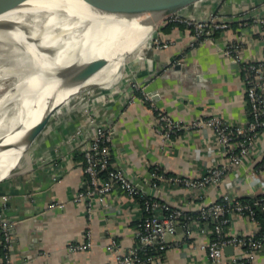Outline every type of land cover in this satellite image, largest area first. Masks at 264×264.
Segmentation results:
<instances>
[{
    "label": "crops",
    "instance_id": "0c3cea01",
    "mask_svg": "<svg viewBox=\"0 0 264 264\" xmlns=\"http://www.w3.org/2000/svg\"><path fill=\"white\" fill-rule=\"evenodd\" d=\"M247 8L251 9L244 12ZM259 10H264V0H199L188 5L179 13L197 18L216 13L230 19L232 26L225 32L217 31L213 39L193 44L194 37L186 25H175L170 31L163 29L166 24L161 25L154 36L172 39L169 47L158 49L148 44L143 49L144 57L141 52L137 55L141 62L131 60L135 69L131 80L144 86L145 91L159 93L154 107L142 101L128 79L122 78L116 85L119 89L108 91L107 100L96 101L91 107L78 101L29 145L11 174L0 180V194L9 196L7 215L14 221L10 251L14 264H118L117 255L135 244L137 225L145 212L138 198L115 189L103 205L95 206L91 221L87 203L75 199L86 178L83 150L88 142L84 135L73 133L81 123L89 128L93 117L113 129V165L123 168L146 193L183 211H193L197 204L214 201L227 191L239 197L264 193V167L259 163V157L264 156V132L251 157L229 171L228 184L192 191L175 181L160 180L157 186L151 182L154 167L195 177L223 160L210 128L184 129L167 139L159 129L156 110L164 109L183 121L221 115L244 124L249 113L242 66L219 47L227 38L243 39V60L264 55V39L250 25L239 27L237 21ZM178 63L181 67H172ZM131 91L136 99L128 101ZM253 169L257 176L251 174ZM58 201L62 205L49 207ZM89 223L92 246L84 251L69 250V243L79 239ZM258 229L257 220L236 213L226 226L229 234L239 236L254 234ZM198 236L187 238L179 227L169 236L172 244L156 264H212L207 251L199 246L200 239L207 237ZM113 239L118 244L109 250ZM225 254L240 257L242 250L235 247ZM252 264H264V248Z\"/></svg>",
    "mask_w": 264,
    "mask_h": 264
},
{
    "label": "built area",
    "instance_id": "2783aa9c",
    "mask_svg": "<svg viewBox=\"0 0 264 264\" xmlns=\"http://www.w3.org/2000/svg\"><path fill=\"white\" fill-rule=\"evenodd\" d=\"M249 9L251 8L245 9L244 12H248ZM171 21L184 23L191 29V35L194 37L193 44L213 39L217 31L225 32L232 26L230 19L221 18L216 13H211L205 18H197L176 12L166 19L164 25ZM237 21L239 27L250 25L254 33L264 39V10H259L254 14H245ZM242 40L227 38L225 45L219 49L227 57L241 63L248 119L244 124H236L221 115H210L205 118L197 117L191 121H183L174 119L164 109L157 108L156 121L165 138L172 139L174 134L184 129L208 127L213 133L212 141L222 149L223 160L216 161L205 173L195 177L167 175V171L161 167H154L151 171L153 186H157L160 180L175 181L192 191H197L211 185L227 183L229 171L244 164L255 151L256 141L264 132V55L243 60ZM172 42V39H164L157 35L152 37L150 45L159 49L169 47ZM133 90L141 93L142 101L152 107L155 106L154 96L159 95L157 91H145L144 86L138 82H134ZM132 91L128 95V101L136 99V94ZM108 93L104 92L102 98L105 99ZM90 121L89 128L81 123L73 133L76 136L84 135V140L88 142L83 150V170L86 178L77 191L75 199L87 203L90 221L96 207L103 205L112 191L118 188L130 197L138 198L145 211L137 225L135 244L127 252L117 255L118 264H156L160 261L162 253L172 244L169 236L175 234L179 227L187 238L195 236L197 238L198 235L207 237L200 239L199 246L207 251L212 264L253 263L259 251L264 248V236L256 237V232L240 236L229 234L226 226L233 213L255 219L254 206H260L264 210V195H256L251 203L227 191L214 201L197 204L193 211H183L170 202L161 200L158 196L146 193L123 168L114 166L112 159L113 129L98 122L97 118L93 117ZM259 159V163L264 167V156L261 155ZM251 174L257 176L258 173L253 169ZM8 202L9 196L0 194V247L4 249L3 254L0 252L1 264H14L10 254L13 246L14 221L7 215ZM59 205H62L59 201L52 202L49 207L54 208ZM92 243V229L89 223L83 235L71 241L68 248L74 252L84 251L89 249ZM117 244L113 239L107 248L114 250ZM229 245L241 249L242 255L239 257L234 254L227 257L225 248ZM143 250L146 251V256L141 254Z\"/></svg>",
    "mask_w": 264,
    "mask_h": 264
},
{
    "label": "bare ground",
    "instance_id": "6f19581e",
    "mask_svg": "<svg viewBox=\"0 0 264 264\" xmlns=\"http://www.w3.org/2000/svg\"><path fill=\"white\" fill-rule=\"evenodd\" d=\"M102 1L26 0L0 14V90L6 89L8 79L15 80L0 95L1 180L25 151L27 132L60 92L73 88L75 93L93 82L109 84L118 77L126 54L150 45L156 29L145 23L148 17L108 13L97 6ZM98 57L108 63L86 82L67 84L60 76L66 67ZM68 95H60L59 102ZM10 103L13 113L7 108Z\"/></svg>",
    "mask_w": 264,
    "mask_h": 264
},
{
    "label": "water",
    "instance_id": "95a60500",
    "mask_svg": "<svg viewBox=\"0 0 264 264\" xmlns=\"http://www.w3.org/2000/svg\"><path fill=\"white\" fill-rule=\"evenodd\" d=\"M24 1L26 0H0V14L17 7ZM86 1L93 3L97 0ZM197 1L199 0H123L118 2L116 0H103L97 4V6L108 13L120 14L127 17L136 18L146 16L149 21L145 23L151 24V26L155 29L156 25H158L161 21L165 22L171 14L179 12L183 8ZM244 4H246V2H244ZM107 63V59L104 57H98L86 63L83 62L81 64L68 66L62 70L63 72L60 76L64 77L67 84H81L86 82L91 76L101 70L105 65H107ZM175 66L181 67V64L178 63L172 67ZM93 84L95 83H88L84 85L77 92L69 94L64 101L54 105L47 112V114L29 130L26 137V149L39 135L52 125L54 121L61 117L65 111L75 107L78 100L82 96L81 94ZM154 98L156 99L158 97L154 96ZM233 248L234 247L232 245H229L225 248V250L228 252L229 250H233Z\"/></svg>",
    "mask_w": 264,
    "mask_h": 264
},
{
    "label": "rangeland",
    "instance_id": "374dc122",
    "mask_svg": "<svg viewBox=\"0 0 264 264\" xmlns=\"http://www.w3.org/2000/svg\"><path fill=\"white\" fill-rule=\"evenodd\" d=\"M161 25H164V21H161L158 25L155 26L156 32L159 31ZM151 39L152 38H150V41L149 42H151ZM141 53H140L141 54L140 56L144 57V55H143V53H144L143 49L141 50ZM138 54L139 53H136L135 54L134 52H130V53L126 54L125 59H124V62L122 64V67L120 68V71H119L120 73H119L118 77H115L109 84H103V83L102 84H97V82H93L95 84H93L90 87H88L81 94L82 96H81V98L79 100L82 101L85 104H88L89 107H91V105L93 104V102L95 103L96 101H105V100H107L109 93L107 94V97L105 99H103L102 98V95H104V92L112 91L114 88L119 89V87L116 86V85H118L121 82L122 78L123 79L126 78V80L128 79L129 85L132 88L134 82L131 79L133 78V76H135V69H134L133 64L131 63V60L132 59H138V57H137ZM138 61L141 62V59H138ZM25 68L22 70L23 72H26ZM19 79H20V76H19ZM12 81L13 82L15 81L14 78H11V79H8L7 80V85H5V88L6 89L0 90V95H2L8 89V87L13 83ZM115 83H117V84H115ZM74 91L75 90H73V88H72L69 92L71 93V92H74ZM69 92H66V93L60 92V94H58L57 97H56L57 99H56L54 105H57L59 103V100H61L60 99V95H63L62 98H64L65 96H67L68 94H70ZM7 108L9 110V113H13V111H14V104H11L10 103L7 106ZM9 108H12V109L10 110ZM27 149H26V151H27ZM26 151L23 153L22 157L26 154Z\"/></svg>",
    "mask_w": 264,
    "mask_h": 264
},
{
    "label": "trees",
    "instance_id": "16d2710c",
    "mask_svg": "<svg viewBox=\"0 0 264 264\" xmlns=\"http://www.w3.org/2000/svg\"><path fill=\"white\" fill-rule=\"evenodd\" d=\"M175 25H180L182 27L185 26L184 23H180V22H175V21H171V22H168L165 26H164V30L165 31H170L173 27H175ZM141 94V93H140ZM167 175H173L172 172H167L166 173ZM264 195V194H262ZM241 200L243 201H247V202H253V200L255 199V196H241L240 197ZM255 207V220L258 221V224H259V229L258 231L256 232L255 236L256 237H263L264 236V210L261 209L260 206H254ZM190 214V212L188 213ZM193 214V213H192ZM153 252H155L154 250H152ZM152 251H150L151 253H153ZM0 252L3 254L4 252V249L3 247H0ZM146 251L143 250L141 252V254L143 256H146L147 254H145ZM148 253V252H147ZM1 264V263H0Z\"/></svg>",
    "mask_w": 264,
    "mask_h": 264
}]
</instances>
